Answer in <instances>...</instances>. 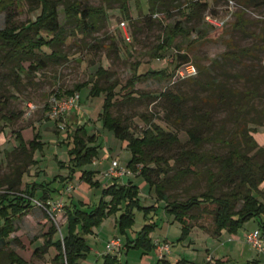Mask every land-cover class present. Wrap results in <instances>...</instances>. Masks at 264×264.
Listing matches in <instances>:
<instances>
[{
    "label": "rangeland",
    "instance_id": "374dc122",
    "mask_svg": "<svg viewBox=\"0 0 264 264\" xmlns=\"http://www.w3.org/2000/svg\"><path fill=\"white\" fill-rule=\"evenodd\" d=\"M78 1L84 7L103 5L102 0ZM190 1L192 0H168L170 16L167 19H161L160 15L152 17L153 23L144 17L148 13L147 0H130V21L122 18L115 3L114 9L106 11L100 30L88 35L65 21L64 5L61 4L58 12L59 21L67 30L65 41L51 49H42L34 60L40 65L39 69L31 70L28 74L19 73L17 59L9 61L0 51V191L7 189L4 184L6 178L20 164L13 150L19 145H29L35 139L39 143L33 152L35 163L22 175L19 186V192L26 185L30 190L34 187L35 200L28 215L16 222L17 232L10 235V238H16L20 242L19 245L12 243L10 248L19 253L27 264H53L52 259L57 253L54 244L43 253L34 255V252L43 247L45 236L51 227L50 221L54 222L56 229L51 243H56L66 234L64 208H57L56 205L69 204L86 211L93 209L98 205L103 189L113 182L104 176L109 167L104 170L102 163L107 161L110 166L116 160L120 167L126 168L131 158L127 143L116 139L99 120L104 95H90L94 82H98L100 86L118 84L115 89L118 91L132 78L134 71L136 74L166 71L167 75L163 79L136 81L134 89L137 91V99L130 103H119L111 112L113 116H119L127 124H131V133L135 137H141L142 132L150 125H156L176 136L177 142L173 144L146 150V162L154 157H162L171 168L169 176L188 165L182 152L194 149L189 141V134L193 133L200 141L195 152L205 159L196 166V175L188 176L181 183L167 189L165 194L169 196V201H184L207 189L208 172L218 170V164L211 159L212 156L225 157L234 147L242 152L246 151L248 148L240 134L242 128H255L257 132L264 133V50H253L249 56L240 58V62L230 59V54L238 53L239 49L249 48L253 44L261 45L257 39L234 31V24L243 9L235 0H200L207 4V9L196 13L195 17L187 21L177 11L181 8L188 14L185 7ZM39 13L40 9L30 12L29 6L24 4L17 14L10 13L9 18L13 25L21 26L34 21ZM208 16L224 21L223 27L217 29L208 25ZM243 18L249 21L245 27L246 32L258 35L264 28V9H248ZM177 21H181L186 29L192 31L188 36L177 35L171 47L165 49L160 58H155L153 49L162 35V24L173 26ZM121 23H124L129 41L125 39ZM0 26H5L4 15L1 16ZM198 32H202L203 36L200 37ZM189 64L195 67L196 75L181 78L178 72L184 71ZM99 69L107 74L98 76ZM84 82L90 84L78 92L79 102L71 114L60 118L50 117L49 103L54 94L72 90L76 84ZM251 90L256 92V97L251 100L252 109L243 114L238 113L236 104L240 94ZM7 119H11V122ZM78 127L82 128L86 136L95 137L94 145L97 146L100 157L95 158L94 167L90 164L73 172L69 165V151L74 148L73 133ZM149 166L154 167V164ZM92 169L93 181H98L100 186H92L81 179L83 172H90ZM66 177L70 178L64 179ZM124 177L127 178L124 180L126 183L130 182L138 187L143 207L155 205L156 209L151 217L155 218L157 226L150 233V238L167 237L168 243H164L169 245L171 254L169 252L170 255L165 258L170 264H176L174 258L181 257L184 251L192 256L195 254L194 249H210L212 243H205V240L209 241L200 233L199 227L213 237L212 221H196L189 236L195 241L197 248L193 245L185 247L183 241L178 242L180 224L173 222V218L170 221L172 223L166 221L164 203L157 201L154 188H150L137 173ZM225 191L227 187L219 192ZM44 192L49 196L48 210L37 202ZM67 195L71 196V201ZM106 200L109 201V198ZM142 215L141 212H135L132 230L142 228L145 223ZM113 220L114 217H110L106 220L104 229H95L102 236L110 235ZM256 228L257 220L245 221L234 233L222 231L219 235L220 242L223 244L239 240L235 244L238 246L240 243L241 249L249 250L250 247L243 243L244 238L247 232ZM128 234H132V231ZM189 236L186 240H189ZM95 242L97 241L90 239L92 245ZM232 247L236 248L230 243L225 248L231 250ZM122 250L121 245L118 251L114 250L112 253L121 254ZM232 253L235 254L233 249ZM251 254L257 256L253 251ZM148 256L147 264H157L156 253L152 252ZM134 258L136 257H132L131 261ZM234 258L232 256L229 264H242ZM3 261L5 262L0 255V264ZM260 262L264 264L263 260Z\"/></svg>",
    "mask_w": 264,
    "mask_h": 264
},
{
    "label": "trees",
    "instance_id": "16d2710c",
    "mask_svg": "<svg viewBox=\"0 0 264 264\" xmlns=\"http://www.w3.org/2000/svg\"><path fill=\"white\" fill-rule=\"evenodd\" d=\"M235 1L243 10L240 11L242 14L234 24V31L255 38L261 44L260 46L253 44L249 48L239 49L238 53L230 54V59L240 62V58L249 56L253 50L258 48L261 51L264 50V28L258 35L246 32L245 27L249 21L243 18L248 9L253 11L264 9V0ZM102 2L103 5L100 6L84 7L78 0L71 2L65 0H0V21L1 16H5V26H0V51L9 61L17 59L19 73L28 74L31 70L39 69L40 65L34 60L42 49H51L65 41L67 30L60 23L58 12V7L61 4L64 5L65 21L74 24V28L85 35L100 30L101 24L106 18V11L114 9L115 3L118 5L117 8L122 18L127 21L131 20L128 6L130 0H102ZM147 3L148 13L144 17H147L149 22L153 23L152 17L160 15L161 19H167L170 16L168 0H147ZM24 4L29 6L30 12L40 9V13L34 21L15 26L9 18L10 13L17 14ZM207 7V4L201 3L200 0H192L185 7L188 14H185L181 8H178L177 12L179 16L188 21L195 17L196 13L204 12ZM191 31L192 29H186L181 21H177L173 26L162 24V35L153 49V56L160 58L161 53L171 47V43L177 35L188 36ZM198 34L200 37L203 36L202 32H198ZM52 56L56 57V54L52 53ZM133 69L136 70V67ZM106 74L107 72L101 69L97 71V75L100 77ZM166 75L164 70L148 71L145 74H136L134 71L132 78L118 91H115L118 87V84L115 83L100 86L98 82H94L90 89V95H104L99 120L109 128L116 139L127 143L131 158L126 169L132 174L137 173L142 176L149 187L154 188L157 201L163 202L165 212L173 218L174 222L180 224L178 241L186 240L190 231L196 226V221L201 219L212 221L213 236H219L222 231L234 233L245 221L255 219L258 223L257 229L264 236V133L257 132L255 128H242L240 134L248 149L242 152L234 147L225 157L212 156L211 159L218 164V170L217 172H208L207 189L184 201H169V196L165 194L167 189L171 185L181 183L188 176L196 175V166L205 159L204 156L195 152L200 141L195 138L193 133L189 134V141L194 145V149L182 152L188 165L169 176L171 168L162 157H154L146 162V150L164 144H173L177 142L176 136L165 132L156 125H150L142 132L141 137H135L131 133V124H127L119 116L112 115L111 110L119 103H130L137 99V91L134 89L136 81L148 78L163 79ZM89 84V82L76 84L72 90L58 91L54 96L57 99L71 96L82 88L88 87ZM240 95L236 110L243 114L252 109L251 100L256 97V92L245 91ZM7 121L11 122V119H7ZM254 125L260 124L254 123ZM73 142L74 148L69 151V165L75 172L83 166L92 164L98 155V148L94 145L95 137L86 136L82 128L79 127L73 133ZM38 144L35 139L30 141L29 145H19L13 150L20 164L16 165L10 177L6 178L4 184L7 185V189L0 191V255L1 259L5 260L3 264H27L17 252L10 248L12 243L20 244L18 239L10 238V235L17 232L16 222L28 215L35 200L34 187L30 190L26 185L25 189L19 192V186L22 175L29 166L35 163L33 152ZM150 164H154L155 168L150 167ZM93 177L94 172H83L81 179L92 186H100L98 181H93ZM117 180L112 179L113 182L103 189L98 205L91 210H80L76 206L65 204L63 206L66 217L65 236L56 243H51V237L56 229L54 222L50 221L51 227L45 236L44 245L42 248L36 249L34 255L38 252H45L54 244L57 254L53 258V262L81 264L89 251L86 237L92 234L94 228H98L106 219L116 216L120 212L115 220V226L119 235L126 236V232L130 231L135 224L136 211L143 214L142 219L145 223L136 238L133 241H127L122 247L124 250L143 249L145 252L157 254L155 243L150 238V233L157 226L151 217L152 212L154 213L156 209L155 205L143 207L139 199L138 187L131 183L122 185ZM224 187H227V191L219 192ZM107 198L109 201L106 200ZM48 199L49 196L44 192L42 198L37 202L48 210ZM47 219L50 220V218ZM199 229L203 228L199 227ZM117 263V258L110 255H106L102 262V264Z\"/></svg>",
    "mask_w": 264,
    "mask_h": 264
},
{
    "label": "crops",
    "instance_id": "0c3cea01",
    "mask_svg": "<svg viewBox=\"0 0 264 264\" xmlns=\"http://www.w3.org/2000/svg\"><path fill=\"white\" fill-rule=\"evenodd\" d=\"M68 115H70V114H68ZM99 157H100V154L98 153L97 158H99ZM94 165H95V159L92 161L91 166L94 167ZM102 165L101 166H102V168L104 170L109 167L108 166L109 163L107 161H104V163H102ZM93 169H92V172H93ZM125 179H127V178L124 177L122 179H118L117 182L119 184L125 185V184H127L124 181ZM67 196H68V198H70V201H71L72 200L71 196L70 195H67ZM164 212H165V210H164ZM118 214L120 215V212L117 213L116 216H111V217H114V220H113V230L110 233V235L102 236L101 232H97L98 230H96L94 228L92 230V234L86 237L89 251L85 255V259L83 261H81V264H102L103 258L106 255H110V256L116 257L117 260H118L117 264H147V262L149 260L148 254H150L152 252H145L143 249H129V250H124L123 249L121 251V254H115V253L106 254L105 246L110 240H112L114 238H117V239L120 240V243H122L121 245L123 246L127 241H133L136 238V235L138 234V232L140 231V230L134 231V230L131 229L130 231H132V234L129 235L128 234L129 231H127L126 232V236H121V235L118 234V232L116 233L115 220L118 218L117 217V216H119ZM164 214H165V217L167 216L166 217V219H167L166 221L169 222V223H172V222H170V221H172V217L169 214H167L166 212ZM152 219H153V222H154L155 218H152ZM106 220L97 229H100V228L104 229L106 227V225H107L106 224L107 223ZM65 222H66V217H65ZM256 229H253V230H256ZM199 231H200V233H203V235L209 241V242H206V240H205V243H210V242L212 243V246L210 247V249H199V250L194 249L193 253H195V254H192V256L188 255L185 251L183 252L182 251L183 249H182L181 252H183V253H181V254H183V255H180L181 257H175L174 258L176 264H229L230 259L232 258V256L235 257L234 259H237L242 264H254V263L262 264L260 262V260H263V262H264V253L258 254L257 252H255L254 250H251L250 248H249V250H246L243 247H242L243 249H241L240 246H239L240 243H238V246L235 244L239 240H232L231 242L230 241H226L225 243L222 244L220 242V238H221L220 236H213L212 237L209 234H207L206 232H204L203 229H199ZM249 232H251V231H249ZM90 239H92L93 242L94 241H97V242H95L94 245H92V243H90ZM152 240H153L154 243L157 242V241H159V242H165L166 241L168 243L167 237H161L160 236V237L152 238ZM244 241H245V239H244ZM178 242H180V241H178ZM230 243L233 246H235V247L237 246L236 248L232 247V249L234 250L235 254L232 253V249L231 250L230 249L227 250L225 248ZM243 243H245V242H243ZM182 244L185 247L193 245V247L195 246L197 248V246L195 244V241L192 240V238L190 236H189V240L183 241ZM251 251L256 253L257 256L252 255ZM169 252H170V250H169ZM170 254H171V252H170ZM18 255L20 256L19 253H18ZM235 255H238V256H235ZM132 257H136V258H134L135 259L134 261H131ZM236 257H238V258H236ZM165 262L167 264H170V262L167 261L166 258H165V261L163 263H160V264H164ZM52 263L53 264H58V263L53 262V259H52ZM157 264H159V263L157 262Z\"/></svg>",
    "mask_w": 264,
    "mask_h": 264
},
{
    "label": "built area",
    "instance_id": "2783aa9c",
    "mask_svg": "<svg viewBox=\"0 0 264 264\" xmlns=\"http://www.w3.org/2000/svg\"><path fill=\"white\" fill-rule=\"evenodd\" d=\"M232 4V2H231ZM206 22L211 27H216L221 29L224 25V21H217L215 18L206 17ZM125 33V39L130 40L129 36L125 32L124 23L120 24ZM185 71V72H184ZM184 71H179L178 75L183 78L184 76H194L196 75V69L193 65H186ZM79 102V94L74 93L71 96H65L60 99H57L55 96L51 98L49 103V116L52 118H60L62 116L71 114V112L77 107ZM131 172L126 168H122L118 165L116 160H113L110 163L109 168L105 171L104 176L107 179H122L124 176L130 175ZM63 207L62 204L58 203L56 207ZM245 243L258 254L264 253V236L260 233L258 229L248 232L245 235ZM156 252H157V262L163 263L165 261V256L169 254V245L164 242H155ZM121 247L119 239L110 240L105 248L106 254L112 253L114 250H117Z\"/></svg>",
    "mask_w": 264,
    "mask_h": 264
}]
</instances>
